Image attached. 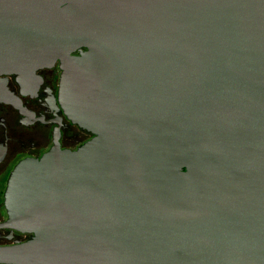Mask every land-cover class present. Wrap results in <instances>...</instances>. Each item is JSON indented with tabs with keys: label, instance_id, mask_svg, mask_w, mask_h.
I'll return each instance as SVG.
<instances>
[{
	"label": "water",
	"instance_id": "water-1",
	"mask_svg": "<svg viewBox=\"0 0 264 264\" xmlns=\"http://www.w3.org/2000/svg\"><path fill=\"white\" fill-rule=\"evenodd\" d=\"M57 61L92 138L14 167L0 262L264 264V0H0V75Z\"/></svg>",
	"mask_w": 264,
	"mask_h": 264
},
{
	"label": "flooded vegetation",
	"instance_id": "flooded-vegetation-1",
	"mask_svg": "<svg viewBox=\"0 0 264 264\" xmlns=\"http://www.w3.org/2000/svg\"><path fill=\"white\" fill-rule=\"evenodd\" d=\"M60 74L57 61L27 76L0 75V248L31 239L2 226L7 221L4 193L14 167L26 159H39L54 142L60 149L75 150L92 138L64 115L58 101Z\"/></svg>",
	"mask_w": 264,
	"mask_h": 264
}]
</instances>
